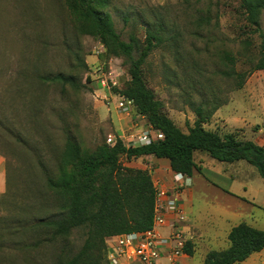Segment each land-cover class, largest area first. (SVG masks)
<instances>
[{"label":"rangeland","instance_id":"374dc122","mask_svg":"<svg viewBox=\"0 0 264 264\" xmlns=\"http://www.w3.org/2000/svg\"><path fill=\"white\" fill-rule=\"evenodd\" d=\"M207 3L111 0L109 12L124 41L131 35L142 41L146 23H164L165 38L181 35V53L165 41L152 51L143 74L164 112L182 131L194 125L195 108L203 100L222 102L205 128L264 146V70L250 73L237 88L221 73L227 66L220 58L221 52L230 51L236 57L235 69L249 71L241 40L253 38V56L259 40L239 13V0H214L217 27L196 28L192 21L207 15ZM260 22L264 30V10ZM105 52L100 40L80 32L65 0H0V174L5 191L0 195V217L26 228L29 244L42 236L28 226L58 212L59 200L46 186L42 170L56 172L66 136L87 149L109 144V135L127 144L138 133L136 127L144 124L142 119L147 121L135 104L129 115L116 109L119 99L114 96L127 87L129 66L122 58H107ZM109 70L118 75L117 87L101 85ZM59 73L74 76L79 88L38 79ZM17 139L36 146L34 151L22 149ZM195 161L202 170L189 177L190 187H182L193 250L184 258L202 264L209 251L230 246L228 234L234 226L244 222L264 230V180L247 161L220 162L204 152H197ZM85 238V230H75L66 242H44L25 256L37 264H55L75 255ZM249 258H264V250Z\"/></svg>","mask_w":264,"mask_h":264},{"label":"trees","instance_id":"16d2710c","mask_svg":"<svg viewBox=\"0 0 264 264\" xmlns=\"http://www.w3.org/2000/svg\"><path fill=\"white\" fill-rule=\"evenodd\" d=\"M185 1L191 6L203 0ZM207 1V15H199L192 21L198 29L209 30L218 25L219 10L212 15L214 0ZM215 1L217 3L218 0ZM65 3L80 32L105 45L107 58H122L127 62L130 81L124 90L117 91L133 100L137 112L154 129L161 131L164 138L147 145L128 147L116 137L112 145L102 142L95 149H87L67 135L56 172L50 174L42 170L46 186L59 200L58 212L28 226V229L42 236L33 244L24 239L27 229L20 223L14 225L11 218L0 217V264H37L25 256L30 249L57 239L66 242L75 230L86 231L81 249L72 257L55 264H108L105 257L107 238L151 229L156 200L152 174L147 169L125 166L123 160L130 162L148 155L166 158L173 172L191 177L195 171L202 170L195 161V154L204 152L220 162L247 161L257 168L264 180L263 145L239 139L234 133L221 135L205 128L204 124L212 118L222 102L212 105L209 100H203L195 108L197 119L194 125L184 132L164 112V105L149 88L143 65L152 51L165 41L171 43L179 55L182 43L180 34L165 38L164 23L156 26L146 23L142 41L134 35L130 36L129 41H124L116 31L109 12L111 0H65ZM263 10L264 0H239L238 11L244 16L248 30L259 40L256 56H253V38L246 36L241 40L243 55L247 56L250 70L238 72L235 69L236 57L230 51L220 53L221 60L227 66L221 73L232 79L237 88L243 86L250 73L264 70V30L260 22ZM38 79L46 84H61L73 89L80 86L74 76L64 73L41 75ZM17 142L26 151H34L36 147L20 139ZM228 240L230 246L227 249L209 251L202 264H235L264 250V230L244 222L231 229ZM185 251L188 256L193 255L190 242ZM14 255L21 258H12Z\"/></svg>","mask_w":264,"mask_h":264},{"label":"built area","instance_id":"2783aa9c","mask_svg":"<svg viewBox=\"0 0 264 264\" xmlns=\"http://www.w3.org/2000/svg\"><path fill=\"white\" fill-rule=\"evenodd\" d=\"M113 70L101 78L103 87H117L119 82ZM119 101L116 109L129 115L134 101L117 94ZM142 130L132 135L127 141L130 145H147L162 140L164 135L144 122ZM116 136L109 135L110 145L116 142ZM131 141V142H129ZM176 187L167 189L159 182H154L156 193L154 219L151 229L143 232H130L109 237L106 249L108 264H160L161 258H167V264H180L181 258L187 257L185 247L189 242L190 227L187 224L186 211L181 203L182 187H190L188 176L176 173Z\"/></svg>","mask_w":264,"mask_h":264},{"label":"crops","instance_id":"0c3cea01","mask_svg":"<svg viewBox=\"0 0 264 264\" xmlns=\"http://www.w3.org/2000/svg\"><path fill=\"white\" fill-rule=\"evenodd\" d=\"M142 121L146 123V120L142 119ZM141 125L142 124L138 125V127H136L135 130L136 131L138 130V132L141 131L143 128V126ZM130 146H137V145H130ZM126 166L132 167V168H138V169H147L152 174L153 183L159 182L161 185H163L167 189H174L176 187V182L174 180L176 173L172 171L170 167V162L166 158H158L152 155H148V156H143L137 159H133L132 161L127 162ZM1 176L2 175L0 174V195L2 193H5L4 184L2 182ZM188 179L190 180L189 177ZM185 190L186 189H184L181 193V196H180L181 202L183 200L184 195H186ZM182 203L185 206L184 202ZM109 240L110 239L107 238L106 242H108ZM167 263H168L167 258H161L160 264H167ZM180 264H194V262L191 260V258H181ZM235 264H264V258H247L245 261L238 262Z\"/></svg>","mask_w":264,"mask_h":264}]
</instances>
